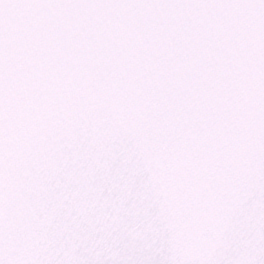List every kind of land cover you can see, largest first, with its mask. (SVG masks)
Returning a JSON list of instances; mask_svg holds the SVG:
<instances>
[{
    "label": "snow or ice",
    "instance_id": "snow-or-ice-1",
    "mask_svg": "<svg viewBox=\"0 0 264 264\" xmlns=\"http://www.w3.org/2000/svg\"><path fill=\"white\" fill-rule=\"evenodd\" d=\"M0 264H264V0H0Z\"/></svg>",
    "mask_w": 264,
    "mask_h": 264
}]
</instances>
